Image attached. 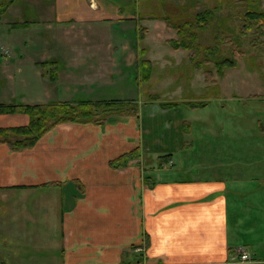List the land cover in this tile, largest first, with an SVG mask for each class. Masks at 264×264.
Here are the masks:
<instances>
[{"label": "crops", "instance_id": "obj_1", "mask_svg": "<svg viewBox=\"0 0 264 264\" xmlns=\"http://www.w3.org/2000/svg\"><path fill=\"white\" fill-rule=\"evenodd\" d=\"M7 1L0 11V78L9 83L3 84L9 94H0V105L120 100L110 96V80H123L122 64H137L133 46L112 38L104 63L94 59L100 54H92V48L55 38L58 32L85 33L95 25L124 22L132 17L122 4L129 0ZM90 1L98 3L99 12ZM31 3H38L40 14L31 15ZM50 18L58 24L55 29ZM144 63L152 67L151 61ZM100 66L103 77L89 81ZM158 94L147 103L135 95L121 99L138 108L137 117L61 124L20 152L0 145V264H238L244 253L251 261L243 264H264V195L252 198L250 207L238 195L264 194V184L243 186L240 176L222 173L242 160V140H224L218 149L204 144V158L217 153L220 163H232L219 165L211 178L181 180L182 160L178 165L174 159L191 145L183 131L189 121L180 119L174 131L166 126L172 124L167 104L184 102H163ZM28 123L26 115L0 114V128ZM164 130L168 135L161 137ZM147 164L156 165L151 177ZM254 228L256 237L243 241L242 234Z\"/></svg>", "mask_w": 264, "mask_h": 264}, {"label": "rangeland", "instance_id": "obj_2", "mask_svg": "<svg viewBox=\"0 0 264 264\" xmlns=\"http://www.w3.org/2000/svg\"><path fill=\"white\" fill-rule=\"evenodd\" d=\"M195 1L196 4L192 9L195 12H201L206 8H218V20H222L220 22L222 34L219 35V41L213 40L211 33H209L210 35L201 39V47L218 45L216 53L218 58L236 60L237 66L225 68L222 75L217 73L213 63L208 64L203 69L195 68L194 63L191 65L192 61L188 56L191 54L190 51L172 50L165 45L169 40L178 39L177 33H172L171 30L164 28L162 23H157L153 18L154 16L155 18L164 17L167 12L173 14L172 2L167 3L166 0H163L164 7L159 8L157 12L155 8L158 6L159 0H129V2L122 4L130 8L128 11L132 17L124 22L115 24L110 22L107 27L95 25L90 31L84 30L85 33L77 30L62 36L58 32L59 37L55 39L61 42H75L80 47H90L92 54L99 53L100 55L105 53L113 39L119 41L118 45L120 42L127 43L126 47L131 48L133 46L135 49L138 62L134 66L121 65V70L124 73L122 74L123 80L118 81L115 78L113 80L110 78L111 81L109 79L114 85L108 91H112L110 96L121 100L122 98L128 99L129 95H135L147 103L152 100V95L157 92L159 93L158 97L163 102L174 100L184 102L183 104L180 103V106L172 108L169 113L172 117V124L168 123L166 126L168 131H174L177 124L180 123V119L189 121L183 127V131L185 132V139L188 143L191 142V145L184 148L174 159L178 165L179 161L182 160L181 166L185 171L178 178L184 180L195 176V178L205 179L218 175L219 165L223 166L232 162L222 160L220 163L222 155H217V153H212L210 160L204 158L206 156L203 154L204 144H212L218 149V146L222 145V141L238 139L239 141L242 140L243 151L241 153L243 158L240 162L236 161L234 166L231 164L228 170L223 169L222 173L228 172L236 177L240 176L242 178L240 183L243 186H246L248 182H257L261 187L264 184V174L256 169L264 170V21L254 24L250 30H243V26L247 23L244 18L246 8L244 5L235 6V3L240 2V0ZM7 3V0H0V11L4 9ZM176 3L190 4L186 0ZM35 5L38 6V3L29 5L33 11L31 15H38L41 12ZM89 5L96 12L100 11L96 10L99 7L96 1H90ZM260 9H264V0H262ZM31 15H27L28 20H36ZM49 21L52 29L58 26L54 22V18H50ZM47 24V20H45V23L41 22L40 25L44 27ZM224 25L227 26L226 29ZM229 29H232L233 32ZM51 34H55L53 30ZM72 52L74 51L72 50ZM100 55L93 57L94 59H104V63H108V54ZM121 57L122 55L115 57L114 69L116 70L120 68L121 61L119 59ZM201 59H203V55H200L198 60ZM145 60L152 62V69H150V63L145 66ZM101 63L103 64L102 61ZM146 67L148 68L146 69ZM102 70L103 68L100 66L92 75L94 77L90 80L84 77V81H97L99 74L102 76ZM206 71H209V74H206ZM3 79L0 78V94L8 95L9 83ZM5 82H7L6 86L8 85V87L3 89ZM106 90L108 89L106 88ZM202 104L205 106L202 107ZM167 130H164L163 134L161 133V137L166 136L165 134L168 135ZM202 147L204 148L202 149ZM240 148L241 146H238L237 151H240ZM226 156L224 155V157ZM155 166L147 164L148 177L152 176L150 172L154 170L152 168ZM187 168L191 171L188 172ZM242 189L246 190L245 188ZM238 195L248 201L250 207V205H255L251 201L252 198L256 200L264 194ZM254 230L255 228L252 232L242 234V240L247 241L251 236L256 237Z\"/></svg>", "mask_w": 264, "mask_h": 264}, {"label": "trees", "instance_id": "obj_3", "mask_svg": "<svg viewBox=\"0 0 264 264\" xmlns=\"http://www.w3.org/2000/svg\"><path fill=\"white\" fill-rule=\"evenodd\" d=\"M160 1L162 2V7L160 8H163V0ZM166 1L167 3L172 2L173 14L167 12L164 17L157 18L163 20L178 35V39L166 42L171 48L174 50L190 51V59L194 63L195 68L203 69V67L205 68L208 64L213 63L219 75L223 74L225 68L237 66L235 59H220L217 57L218 45L201 47V39L204 36L210 35L209 33H211L213 40L219 41V35L222 34V26H220L222 20H218V8H206L201 12H195L192 11L194 4H196L195 0H186L190 4L176 3L182 0ZM261 3L262 0H240V2L235 3V6L244 5L246 8L244 18L247 23L243 26V30H250L254 24L264 21V9H260ZM168 13L170 14L168 15ZM224 26L226 29L227 26ZM229 30L233 32L232 29ZM200 55H203V59L198 60ZM208 72L206 71V74H209ZM51 80L55 79L52 77ZM167 106L176 108L180 106V103H169ZM203 106L205 104H202ZM0 114L26 115L29 118L27 125L0 128V145H8L12 151L20 152L32 149L47 132L57 128L61 124L91 122L105 124L115 118L137 117L139 110L133 103L128 101L108 100L102 102L63 103L58 105H0ZM129 158L134 160L137 159V156L130 154ZM167 158L169 156L160 158V166L166 162ZM120 159L126 160V157ZM125 165L115 163L116 168H121Z\"/></svg>", "mask_w": 264, "mask_h": 264}, {"label": "built area", "instance_id": "obj_4", "mask_svg": "<svg viewBox=\"0 0 264 264\" xmlns=\"http://www.w3.org/2000/svg\"><path fill=\"white\" fill-rule=\"evenodd\" d=\"M143 251V250H140ZM251 261V258L247 254H242L239 259H236V263L238 264H243V263H248Z\"/></svg>", "mask_w": 264, "mask_h": 264}]
</instances>
